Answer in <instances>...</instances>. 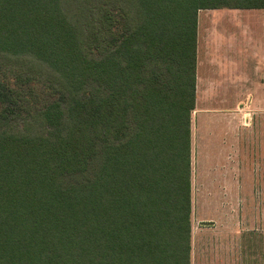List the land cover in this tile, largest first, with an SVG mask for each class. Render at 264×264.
Instances as JSON below:
<instances>
[{
	"label": "trees",
	"instance_id": "obj_1",
	"mask_svg": "<svg viewBox=\"0 0 264 264\" xmlns=\"http://www.w3.org/2000/svg\"><path fill=\"white\" fill-rule=\"evenodd\" d=\"M219 9L264 0H0V264H191L198 13Z\"/></svg>",
	"mask_w": 264,
	"mask_h": 264
},
{
	"label": "rangeland",
	"instance_id": "obj_2",
	"mask_svg": "<svg viewBox=\"0 0 264 264\" xmlns=\"http://www.w3.org/2000/svg\"><path fill=\"white\" fill-rule=\"evenodd\" d=\"M262 53L264 10L219 9L198 13L197 65L203 78L213 71L214 81L210 90L214 92L204 93L198 106L205 107L204 112L198 114L195 105L191 115L193 228L198 224L196 220L211 216V212L213 218L220 216L217 209L221 207L214 202L222 196L214 187L226 182L227 166L233 158L229 147L234 130L226 120L232 116L235 101H244L243 82L260 68L255 64L256 57ZM232 86L241 91H232ZM197 90L201 96L200 86ZM241 248L244 250L236 264H264V233L259 231L246 238ZM191 264H204L194 240Z\"/></svg>",
	"mask_w": 264,
	"mask_h": 264
},
{
	"label": "crops",
	"instance_id": "obj_3",
	"mask_svg": "<svg viewBox=\"0 0 264 264\" xmlns=\"http://www.w3.org/2000/svg\"><path fill=\"white\" fill-rule=\"evenodd\" d=\"M197 60L195 105L199 114L205 108L198 107L204 93L214 92L210 90L214 74L210 71L204 78L200 76ZM256 60L255 66L260 68L243 82L244 101H235L232 116L226 120L234 130L229 147L233 158L227 166L226 182L214 187L222 196L214 202L221 207L216 211L221 217L213 218L209 207L211 216L196 220L193 228L191 215V254L194 240L204 264H236L245 239L264 233V53ZM232 91L241 89L233 87Z\"/></svg>",
	"mask_w": 264,
	"mask_h": 264
}]
</instances>
